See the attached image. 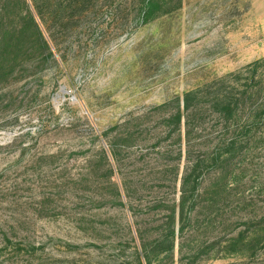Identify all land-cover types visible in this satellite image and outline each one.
<instances>
[{
	"label": "rangeland",
	"instance_id": "374dc122",
	"mask_svg": "<svg viewBox=\"0 0 264 264\" xmlns=\"http://www.w3.org/2000/svg\"><path fill=\"white\" fill-rule=\"evenodd\" d=\"M144 2L0 0V264H264V0Z\"/></svg>",
	"mask_w": 264,
	"mask_h": 264
},
{
	"label": "trees",
	"instance_id": "16d2710c",
	"mask_svg": "<svg viewBox=\"0 0 264 264\" xmlns=\"http://www.w3.org/2000/svg\"><path fill=\"white\" fill-rule=\"evenodd\" d=\"M156 3V0H145L143 3V7H141L140 10V16H144L146 18L151 17L153 14V8ZM198 90H192L185 94V97L182 102V109L181 104L179 111L176 115H174L175 119H173V123L179 124V126H182V122L184 120L185 125V139H186V145L190 147L191 139L194 135V127H193V119L195 118V113L197 111V108L201 105L195 106V104L192 102L193 97H197ZM199 95V93H198ZM201 96V94H200ZM205 94L202 93V97H204ZM218 99L213 101L215 102V108L219 109L222 108L225 114H230L233 112V109H236L237 102L236 100H233L230 96H223L222 98L217 97ZM234 113V112H233ZM181 129V128H180ZM189 151V150H188ZM204 166V160L202 158L196 159L193 161H190V164L187 165L186 170L182 177L181 182V201L179 204V216L181 221H183L184 217L186 216V208H187V196L188 194H194L199 189L198 181L196 180V177L198 178L199 174L202 172ZM195 177V179H194ZM174 220V219H173ZM184 226H182L183 230ZM171 235H175V231H171ZM139 256L149 259V254L146 255V253L142 250V254Z\"/></svg>",
	"mask_w": 264,
	"mask_h": 264
}]
</instances>
